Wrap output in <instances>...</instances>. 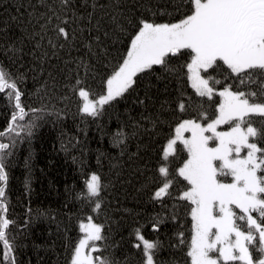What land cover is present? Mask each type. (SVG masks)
I'll use <instances>...</instances> for the list:
<instances>
[{
	"label": "trees",
	"instance_id": "obj_1",
	"mask_svg": "<svg viewBox=\"0 0 264 264\" xmlns=\"http://www.w3.org/2000/svg\"><path fill=\"white\" fill-rule=\"evenodd\" d=\"M72 3L75 7L63 12L58 0H0V64L23 93L21 102L28 115L18 123L34 125L30 135L19 128L9 132L14 100L0 93V132H4L0 142L12 145L4 163L7 217L14 221L7 232L16 262L70 264L79 225L91 216L103 225L105 239L96 242L100 255L118 264H141L144 259L142 249L135 247L140 243L137 229L145 239L158 242L159 264H190L186 253L191 205L178 198L187 184L175 175L186 152L178 144L176 155L165 162L163 148L182 120L213 119L218 95L212 99L196 95L183 67L189 60L186 52L170 58L172 71L157 66L138 76L129 92L95 117L80 111L82 100L74 90L79 79L91 93L101 94L107 76L126 54L137 20L177 22L187 6L178 11L181 0ZM49 5L62 18L70 17L68 29L75 39L57 38L53 27L59 21L54 16L51 24L41 27L47 21L41 15L52 16ZM49 40L57 46L53 48ZM209 74L221 81L214 85L217 90L229 84L237 90L238 80L226 70L210 69ZM180 102L185 104L183 112ZM33 108L41 111L33 113ZM258 119L254 126H261ZM165 163L173 179L171 195L156 200L154 193L162 186L158 168ZM93 174L102 185L94 198L86 188Z\"/></svg>",
	"mask_w": 264,
	"mask_h": 264
},
{
	"label": "snow or ice",
	"instance_id": "obj_2",
	"mask_svg": "<svg viewBox=\"0 0 264 264\" xmlns=\"http://www.w3.org/2000/svg\"><path fill=\"white\" fill-rule=\"evenodd\" d=\"M58 3L63 12L75 7L72 0H58ZM185 4L187 12L177 22L160 23L150 17L137 20L126 54L107 76L104 91L98 98L82 86L81 80H76L74 90L78 89L83 102L80 111L97 116L105 105L129 92L137 84L138 76L157 66L172 71L170 58L186 52L189 60L183 67L196 95L221 98L214 119L206 125L196 119L182 120L163 148L165 162L176 155L177 142L187 152V159L175 172L187 184L178 198L191 205L192 235L186 256L190 264H264V0H181L177 10ZM48 11L52 16L42 14L41 18L47 16V21L41 27L51 24L54 16L59 21L53 27L57 38L75 39V34L68 29L70 17L62 18L52 5ZM49 44L53 48L57 46L51 40ZM210 69L226 70L238 80L237 90L229 84L218 91L214 85L221 81L209 74ZM251 85H256V89ZM241 86L247 90H239ZM5 92L14 100L15 109L8 131L19 128L30 135L34 125L18 123L28 115L21 102L23 93L0 64V93ZM178 107L181 112L185 111L183 102ZM200 115L208 119L205 113ZM256 118H259V127L254 126ZM224 124L230 125L229 129L218 131V126ZM185 133L190 135L185 137ZM213 141L215 146H210ZM10 146L0 142V245L3 248L0 264H17L15 248L7 232L14 223L7 217L8 173L4 163ZM158 172L162 186L155 191L154 199L162 200L171 195L173 179L167 163ZM220 177H231V181L224 182ZM101 187L98 175L93 174L86 182L90 197L99 196ZM100 207L97 202L95 209ZM79 230L83 235L74 247L70 264H118L111 257L93 255L102 251L96 242L105 239L103 225L94 223L90 216L86 224L79 225ZM136 234L140 243L135 247L142 249L144 257L141 264H159L158 242L145 239L138 229ZM178 235L184 244L183 232Z\"/></svg>",
	"mask_w": 264,
	"mask_h": 264
},
{
	"label": "rangeland",
	"instance_id": "obj_3",
	"mask_svg": "<svg viewBox=\"0 0 264 264\" xmlns=\"http://www.w3.org/2000/svg\"><path fill=\"white\" fill-rule=\"evenodd\" d=\"M222 90V89H221ZM219 91V90H218ZM219 97V96H218ZM96 98H98V96H96ZM220 97H219V102H220ZM82 103L83 102H81V106H82ZM219 104V103H218ZM215 118V117H214ZM213 118V119H214ZM198 122H200L201 124H203V125H206L208 122H210L211 120H209V121H200V120H197ZM229 127H230V125H227V124H224V125H220V126H218V128H217V130L218 131H227L228 129H229ZM176 128V127H175ZM175 135V129H174V132H173V134H172V136H174ZM185 135V137H187V136H189L190 134L189 133H185L184 134ZM206 135H210V133H206ZM171 136V137H172ZM170 137V138H171ZM169 138V139H170ZM215 141H213V142H210V146H215ZM166 144H167V142H166ZM165 144V145H166ZM178 144H180L179 142H177V145ZM177 145H176V147H177ZM182 147L181 148H183V145L182 144H180ZM178 147H180V146H178ZM183 150H184V148H183ZM185 152H186V150H184ZM244 153H241V155H243ZM186 158H185V160L187 159V152H186ZM180 166H182V164L180 165ZM96 175V174H95ZM220 179L221 180H223L224 182H230L231 181V177H220ZM235 211H237V213L239 214V210L238 209H234ZM254 215H256L255 213H254ZM88 222V220L87 221H84V222H82V223H87ZM94 222V221H93ZM94 223H96V222H94ZM238 223H241L242 225H243V222H241V221H238ZM82 233L80 232L79 233V236H78V238H77V241H76V243H75V245L78 243V241H79V239L82 237ZM189 235L191 236L192 235V232H191V229H190V232H189ZM75 247V246H74ZM73 251H74V248H73ZM85 251H87V250H85ZM97 254H99L100 255V253H97ZM96 253H94L93 255H97ZM215 255V254H214Z\"/></svg>",
	"mask_w": 264,
	"mask_h": 264
}]
</instances>
